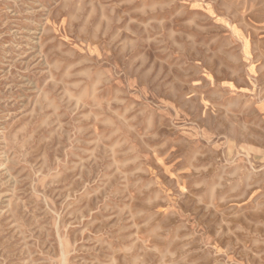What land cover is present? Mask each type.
I'll list each match as a JSON object with an SVG mask.
<instances>
[{"label": "rangeland", "instance_id": "1", "mask_svg": "<svg viewBox=\"0 0 264 264\" xmlns=\"http://www.w3.org/2000/svg\"><path fill=\"white\" fill-rule=\"evenodd\" d=\"M0 264H264V0H0Z\"/></svg>", "mask_w": 264, "mask_h": 264}]
</instances>
